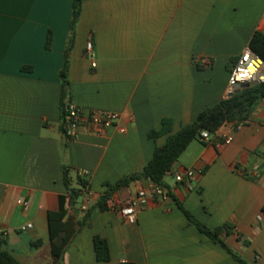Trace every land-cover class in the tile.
<instances>
[{
  "label": "crops",
  "instance_id": "0c3cea01",
  "mask_svg": "<svg viewBox=\"0 0 264 264\" xmlns=\"http://www.w3.org/2000/svg\"><path fill=\"white\" fill-rule=\"evenodd\" d=\"M72 12L73 0H0L2 248L22 264H240L188 220L181 203L212 230L231 225L223 236L228 248L248 264H264V100L248 124L226 123L182 154L173 170L200 172L194 182L166 175L170 198H149L136 224L95 208L54 259L49 213L68 197L64 168L74 184L78 173H90L94 206L107 184L142 171L170 134L228 98L238 58L257 31L264 34V0H85L69 60L72 105L120 118L108 130L69 140L59 73ZM164 119L172 120V132L150 138ZM229 135L234 140L224 145ZM152 185L137 181L111 201L121 204ZM20 199L30 201L28 211ZM84 200L71 209L66 198L64 221L82 218ZM28 223L33 228L22 232ZM96 236L107 240L109 262L98 261Z\"/></svg>",
  "mask_w": 264,
  "mask_h": 264
},
{
  "label": "trees",
  "instance_id": "16d2710c",
  "mask_svg": "<svg viewBox=\"0 0 264 264\" xmlns=\"http://www.w3.org/2000/svg\"><path fill=\"white\" fill-rule=\"evenodd\" d=\"M84 1L85 0H73L71 33L65 50L64 65L59 73L61 81L60 110L63 122L62 130L64 133L68 122L69 108L72 105L69 60L70 54L75 45L76 27L82 14V5ZM51 44L52 36L50 34L47 42L48 49L51 48ZM249 48L264 61V34L257 31L249 44ZM30 69L24 68V70ZM263 100L264 83L243 89L239 94H234L213 107L207 108L198 115L193 123L181 128L175 134H170L173 127L172 120L164 119L162 130L152 132L150 138L157 139L161 136L170 134L166 144L156 148L152 160L142 171L126 176L115 184H107L108 190L100 197L97 203L94 206H90L89 209L83 213L82 218L75 221V223L71 218L64 221V217L67 213L66 198H68V207L73 209L77 206L78 201L84 196V194L90 191V182L87 176H81V174L78 173L77 181L74 184L71 179L70 169L67 167L64 168V183L68 191V197L62 198V203L58 212L49 213L52 240L51 253L54 259H62L65 248L70 239L77 231L81 230L87 224V221L95 208L99 207L101 210H109L110 201L114 194L122 189L128 188L132 183L137 181L149 180L151 183L167 189L164 181L167 173L175 168L180 157L188 147L195 140L201 139L202 132L207 131L211 136H216L219 129L226 123H234L236 128L248 124L251 121L252 115L257 106ZM178 205L187 216L188 220L195 225L201 233L220 244L224 249L230 252L234 259L240 264H248L240 255L231 251L225 242L223 236L229 235L232 232L231 225H225L212 230L198 221L181 203ZM60 236L62 237L60 238ZM58 238H60V240L57 243L56 240ZM0 242L5 243V240L2 239ZM94 242L98 261L109 262L111 260V254L107 240L100 236H96ZM0 264H22V262L11 252L1 248Z\"/></svg>",
  "mask_w": 264,
  "mask_h": 264
},
{
  "label": "built area",
  "instance_id": "2783aa9c",
  "mask_svg": "<svg viewBox=\"0 0 264 264\" xmlns=\"http://www.w3.org/2000/svg\"><path fill=\"white\" fill-rule=\"evenodd\" d=\"M86 51L89 55L94 52L93 42L89 41L86 46ZM205 64H208V60H205ZM96 67V64H92ZM264 83V61L253 52L250 48H247L238 58L233 71L230 75L228 86V98L234 95L237 86L243 84H250L251 86ZM119 115L114 112L104 110H92L88 114L81 108L71 105L69 108V117L66 125L65 136L69 140L75 139L82 132H102L112 128L118 121ZM237 127L236 129H238ZM124 131V130H123ZM201 139L204 141H210L211 135L209 132L204 131L201 133ZM234 140L232 135L225 136L222 143L224 145H230ZM81 176H89L88 171L80 172ZM174 175L177 182H183L187 179L190 182H194L200 172L195 170H189L185 174H181L179 171L171 170L167 173ZM85 200L81 205V212H86L92 205V195L90 191L84 194ZM158 199L160 201H167L170 198L169 191L159 185L153 184L148 192H139L125 202L118 204L110 201V209L117 210L122 218L129 224H136L138 221V211L144 207L147 200ZM18 204L22 206L25 211L30 209L31 203L29 200L20 199ZM33 228L31 223L22 226V232H27ZM5 233L0 230V241L4 239Z\"/></svg>",
  "mask_w": 264,
  "mask_h": 264
},
{
  "label": "water",
  "instance_id": "95a60500",
  "mask_svg": "<svg viewBox=\"0 0 264 264\" xmlns=\"http://www.w3.org/2000/svg\"><path fill=\"white\" fill-rule=\"evenodd\" d=\"M250 87H251L250 84H243V85L237 86L234 94H239L243 89L250 88ZM2 245L3 243L0 242V249L2 248Z\"/></svg>",
  "mask_w": 264,
  "mask_h": 264
},
{
  "label": "rangeland",
  "instance_id": "374dc122",
  "mask_svg": "<svg viewBox=\"0 0 264 264\" xmlns=\"http://www.w3.org/2000/svg\"><path fill=\"white\" fill-rule=\"evenodd\" d=\"M121 193H122V195L124 196V195L126 194V189H122V190H121ZM15 255H17V254H15Z\"/></svg>",
  "mask_w": 264,
  "mask_h": 264
}]
</instances>
